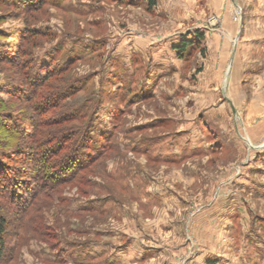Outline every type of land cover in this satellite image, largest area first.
I'll return each instance as SVG.
<instances>
[{
	"label": "rangeland",
	"instance_id": "obj_1",
	"mask_svg": "<svg viewBox=\"0 0 264 264\" xmlns=\"http://www.w3.org/2000/svg\"><path fill=\"white\" fill-rule=\"evenodd\" d=\"M10 1L0 129L9 119L23 149L10 165L29 187L0 264H264V0ZM197 30L205 54L179 56ZM25 50L41 80L43 67L65 68L52 77L77 89L61 102L79 114L67 124L94 141L52 192L38 193L29 155L35 100L16 96Z\"/></svg>",
	"mask_w": 264,
	"mask_h": 264
},
{
	"label": "trees",
	"instance_id": "obj_2",
	"mask_svg": "<svg viewBox=\"0 0 264 264\" xmlns=\"http://www.w3.org/2000/svg\"><path fill=\"white\" fill-rule=\"evenodd\" d=\"M36 1L37 0H12L10 3L11 5H17V3L20 2L22 6H32L36 4ZM41 1L42 3L45 2V0ZM146 2L149 10L153 9L157 4V0H146ZM31 33L37 36L39 32L36 31V29H32ZM203 37V32L197 30L191 39H183L176 47L178 55L185 57L187 53L199 47L201 54L204 55L205 49L201 47ZM4 51L1 45L0 53ZM24 54L25 58L21 60V64L25 72L21 76V87H19V93L17 92L16 96L19 98L25 97V92L23 91L26 90L32 92L31 99L35 100V104L32 102L31 105L32 117H37L38 121L34 124L35 134L37 136L31 137L32 140L27 141L29 149H31L29 155L37 157L38 160L34 168L37 178L40 181L39 189L37 190L38 193L46 188L52 192L57 188V184H62L67 181V175L65 174L57 178L59 172L65 171L66 173H70V171H72L68 177L70 181V179L76 176L75 174H77V171L80 170L74 169L75 167L77 168L79 165V168H82L86 160L89 162L91 161V153H88L87 149H90L94 141L88 129L89 127L67 124L72 120H78L79 114L73 106H67V104L64 105L61 102L62 100L70 98L77 89H75L73 83H68L65 87L56 86L52 77L65 68L58 67L57 65L47 68L43 67L42 69L46 70L48 75L41 80L35 71L37 65L32 52L25 50ZM151 94V92L145 93L141 98L151 96ZM54 109L55 111L52 112ZM49 113L50 115L47 117ZM4 115L6 114L0 113L2 121ZM5 120L7 121H4L5 123L0 129V140L4 141L3 147H8L9 150L6 152L0 151V193L3 191L8 197L4 203H0V261L4 259L7 251L9 242L8 223L11 210L14 208L13 204L26 202L27 199L25 195H22L23 193L21 194L20 192L27 190L29 187L28 182L21 178L23 174L22 168L10 165V160H14V154H16V152H23V149L21 147L13 152L18 142L12 141L14 132L8 123L10 122L9 119L5 118ZM23 128V125H21L19 129L24 132L25 129ZM101 152H103V149H101L98 154H101ZM84 154H88V159H85ZM28 209V205L24 207L18 205L19 219L24 218V216L29 213Z\"/></svg>",
	"mask_w": 264,
	"mask_h": 264
},
{
	"label": "crops",
	"instance_id": "obj_3",
	"mask_svg": "<svg viewBox=\"0 0 264 264\" xmlns=\"http://www.w3.org/2000/svg\"><path fill=\"white\" fill-rule=\"evenodd\" d=\"M234 62H236L235 57H234Z\"/></svg>",
	"mask_w": 264,
	"mask_h": 264
}]
</instances>
